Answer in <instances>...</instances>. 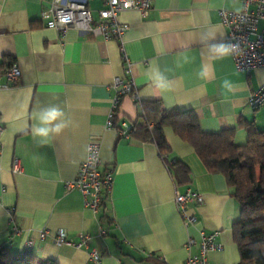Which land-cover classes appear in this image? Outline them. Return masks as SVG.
Returning a JSON list of instances; mask_svg holds the SVG:
<instances>
[{"label":"crops","instance_id":"1","mask_svg":"<svg viewBox=\"0 0 264 264\" xmlns=\"http://www.w3.org/2000/svg\"><path fill=\"white\" fill-rule=\"evenodd\" d=\"M147 17L136 10L119 14L128 26L122 40L93 36L69 27L64 33L48 28L44 12L52 0H0V63H16L21 77L11 82L0 67V244L11 253L31 247L41 258L57 264H184L189 238L218 231L221 250L210 251V264H249L240 261L232 225L240 205L225 176L211 173L193 147L174 130L165 128L171 146L167 162L153 143L120 136L108 127L116 77L132 81L136 97L125 95L116 111L118 120L139 124L140 101L159 100L166 112L192 111L208 133L237 127L235 142L248 139L240 121L264 130V107L254 110L249 96L264 83V67L238 70L231 56L216 59L208 53L207 36L227 38L220 10L240 11L242 0H150ZM95 18L102 0H86ZM261 27L264 23H261ZM123 48V51H122ZM123 53L126 58L123 57ZM192 62L184 64L180 54ZM203 66L210 79L197 73ZM159 67L172 80L173 90L160 92L146 79ZM237 85L221 95L220 83ZM58 105L69 126L41 145L31 134L34 114ZM91 140L100 143L101 169L113 171L110 195L95 213L82 193L68 189L87 157ZM20 159L22 171L13 163ZM182 160L191 182L179 186L171 166ZM187 189L203 202L190 204L196 222L186 225L176 207V196ZM14 228L20 231L14 233ZM47 229L45 239L40 238ZM64 230L72 243L88 234L87 247L57 245L54 235ZM99 260H90L91 250Z\"/></svg>","mask_w":264,"mask_h":264},{"label":"built area","instance_id":"2","mask_svg":"<svg viewBox=\"0 0 264 264\" xmlns=\"http://www.w3.org/2000/svg\"><path fill=\"white\" fill-rule=\"evenodd\" d=\"M104 7L98 11V17L93 16L92 11L87 6L86 0H52L49 8L44 12L48 17L46 26L57 29L64 33L69 27H75L80 31H86L93 36H103L106 39L122 40L128 26L119 21L118 17L122 11L136 10L142 17H147L151 8L150 0H102ZM243 8L240 11L221 9L220 17L222 24L227 29L226 40L230 43H239L241 54L231 56L238 70L250 72L253 69L264 67V0H242ZM123 51V48H122ZM123 57L126 56L123 53ZM5 76L11 82L17 81L21 77V71L16 63L11 64L5 71ZM112 86L115 95L112 101V109L108 116L107 126L113 127L116 111L125 95L136 97L132 81H126L122 77H116ZM249 105L252 109L258 110L264 107V83L249 96ZM120 136H129L131 125L126 120L119 121ZM2 128L0 127V134ZM100 158V143L91 140L88 144L87 157L82 162L76 177L67 182L68 189L79 190L87 207L97 213L103 204L104 199L110 195L113 183V171L111 169L102 170ZM13 171L20 173L22 164L20 159L15 158ZM177 210L186 225L196 222V217L190 212V204L203 202L202 195L191 189L185 193H178L176 196ZM14 233L20 231L14 228ZM48 235V230L44 229L40 233L43 240ZM219 232L214 231L209 234L201 233L199 241L189 238L186 248L190 251L192 246L198 244L199 251L190 253L184 264H210L208 253L210 251L221 250L222 245L217 241ZM57 245L72 244L77 248L87 247L89 242L88 234H81L79 240L72 243L64 230L58 231L54 235ZM32 242L28 243L31 246ZM90 260L98 261L99 254L94 249L90 252Z\"/></svg>","mask_w":264,"mask_h":264},{"label":"trees","instance_id":"3","mask_svg":"<svg viewBox=\"0 0 264 264\" xmlns=\"http://www.w3.org/2000/svg\"><path fill=\"white\" fill-rule=\"evenodd\" d=\"M6 63H0V67ZM7 65L9 67L10 63ZM138 103L140 122L131 125L129 136L155 144L159 156L167 162L171 146L164 130L170 127L182 141L193 147L209 172L225 176L232 195L240 205V216L232 225L240 261L264 264V130L258 129L252 122L240 121L238 127L246 129L248 139L245 144L238 145L235 142L237 127L208 133L201 128L198 117L192 111L166 112L159 100ZM119 121L115 116L113 127L118 131ZM171 171L179 186L192 181L190 168L182 160H176ZM0 264L57 263L39 257L31 246L11 253L0 244Z\"/></svg>","mask_w":264,"mask_h":264},{"label":"clouds","instance_id":"4","mask_svg":"<svg viewBox=\"0 0 264 264\" xmlns=\"http://www.w3.org/2000/svg\"><path fill=\"white\" fill-rule=\"evenodd\" d=\"M208 53L216 59H225L229 56L241 54L239 43H230L223 38H217L214 34L207 36ZM184 64L191 63L192 57L187 53L180 54ZM148 82L160 92H170L173 90V83L169 77L159 69V67L149 68L145 72ZM198 79L208 81L209 71L203 66L197 73ZM221 95L232 93L237 85L232 80L224 78L220 83ZM69 126L66 114L58 105L52 104L40 108L34 114V123L31 126V134L38 139L41 145L46 144L52 137L60 135ZM255 249V246H253Z\"/></svg>","mask_w":264,"mask_h":264}]
</instances>
